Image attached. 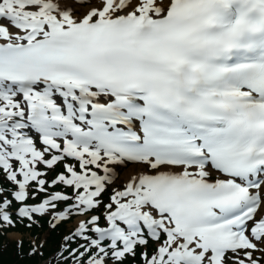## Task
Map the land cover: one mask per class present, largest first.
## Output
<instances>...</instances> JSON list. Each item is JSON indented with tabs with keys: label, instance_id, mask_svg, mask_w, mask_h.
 <instances>
[{
	"label": "snow or ice",
	"instance_id": "obj_1",
	"mask_svg": "<svg viewBox=\"0 0 264 264\" xmlns=\"http://www.w3.org/2000/svg\"><path fill=\"white\" fill-rule=\"evenodd\" d=\"M41 221V264H264V0H0V233Z\"/></svg>",
	"mask_w": 264,
	"mask_h": 264
},
{
	"label": "trees",
	"instance_id": "obj_2",
	"mask_svg": "<svg viewBox=\"0 0 264 264\" xmlns=\"http://www.w3.org/2000/svg\"><path fill=\"white\" fill-rule=\"evenodd\" d=\"M19 229H24V227H19ZM44 230L47 229V225H44ZM60 232L63 233L67 230L66 226H60ZM38 232V228L35 227V229L33 230V233H37ZM60 236L56 231H52L50 233L49 236V240L46 246V256L48 254H50V252L52 251V245L54 247V243H58V241L60 240ZM5 238L0 235V245L4 242ZM24 247H25V243H24ZM40 259L39 258H24L22 259L18 252L15 251V247L13 244H9L6 247H2L0 246V264H39Z\"/></svg>",
	"mask_w": 264,
	"mask_h": 264
},
{
	"label": "rangeland",
	"instance_id": "obj_3",
	"mask_svg": "<svg viewBox=\"0 0 264 264\" xmlns=\"http://www.w3.org/2000/svg\"><path fill=\"white\" fill-rule=\"evenodd\" d=\"M16 234H19V233H15V232H12L8 235L9 238H17L18 236H16ZM19 235H22V234H19Z\"/></svg>",
	"mask_w": 264,
	"mask_h": 264
},
{
	"label": "bare ground",
	"instance_id": "obj_4",
	"mask_svg": "<svg viewBox=\"0 0 264 264\" xmlns=\"http://www.w3.org/2000/svg\"><path fill=\"white\" fill-rule=\"evenodd\" d=\"M16 236H19V234H16Z\"/></svg>",
	"mask_w": 264,
	"mask_h": 264
}]
</instances>
